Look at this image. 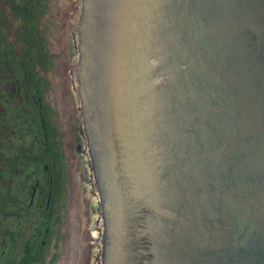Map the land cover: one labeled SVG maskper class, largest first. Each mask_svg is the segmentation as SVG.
<instances>
[{"label":"water","instance_id":"water-1","mask_svg":"<svg viewBox=\"0 0 264 264\" xmlns=\"http://www.w3.org/2000/svg\"><path fill=\"white\" fill-rule=\"evenodd\" d=\"M142 4L143 17L130 27L141 46L126 66L158 59L153 70L143 67L140 82H165L154 88L153 131L167 154L159 167L172 177L174 201L186 194L198 202L190 208L197 217L174 224L192 233V244L204 235L208 242L213 225L221 224L223 239L235 226L238 246L229 259L221 251L220 264H264V0ZM179 251L175 263L183 264Z\"/></svg>","mask_w":264,"mask_h":264},{"label":"flooded vegetation","instance_id":"flooded-vegetation-1","mask_svg":"<svg viewBox=\"0 0 264 264\" xmlns=\"http://www.w3.org/2000/svg\"><path fill=\"white\" fill-rule=\"evenodd\" d=\"M21 3L0 0V264H95L93 232L106 241L107 223L95 217L106 192L92 139L94 89L81 67L68 88L74 67H41L47 3Z\"/></svg>","mask_w":264,"mask_h":264},{"label":"rangeland","instance_id":"rangeland-1","mask_svg":"<svg viewBox=\"0 0 264 264\" xmlns=\"http://www.w3.org/2000/svg\"><path fill=\"white\" fill-rule=\"evenodd\" d=\"M47 1V12L45 16L42 17V26L46 33V45L50 49V53L46 56V63H42L41 67H74L73 69L69 68V72L73 70L74 73L70 77L67 88L72 87L78 83L76 71H79V68L82 66L80 63L79 55L80 50L78 48V37L81 32L80 24L83 16V0H46ZM44 19V20H43ZM52 34V37H49ZM75 50V53L72 57L71 62L68 61V56L71 52ZM82 59V58H81ZM49 63V64H47ZM76 69V70H75ZM57 78H63L66 80L67 74L59 69L56 71ZM74 74L76 77H74ZM64 89V85L60 84ZM67 98H64V100ZM61 106H64L61 102ZM62 109V108H61ZM78 108H75L77 110ZM71 110L74 113V105L71 104ZM64 116L67 112H63ZM82 143H86V139L83 138ZM80 176H83L81 173ZM84 177L81 179L83 181ZM81 181V183H82ZM81 191L80 187L78 189ZM85 192V191H84ZM92 196L93 193L91 194ZM96 196V195H95ZM96 199H98L96 197ZM89 215H91V210H89ZM101 221H103V213L101 209L100 215H98ZM94 216H91L89 223L93 224ZM82 223V220L80 224ZM94 251H95V264H103V262H98L96 256L103 253L101 241L103 242L102 234L98 233L97 229H94Z\"/></svg>","mask_w":264,"mask_h":264},{"label":"bare ground","instance_id":"bare-ground-1","mask_svg":"<svg viewBox=\"0 0 264 264\" xmlns=\"http://www.w3.org/2000/svg\"><path fill=\"white\" fill-rule=\"evenodd\" d=\"M86 3H87L88 10H91L90 14L88 13L87 18L94 20V18H93L94 15L93 14L97 13V12L101 13L99 11V9L103 6L104 0H86ZM91 37L96 40V38H95L96 36H92L91 35ZM111 39H112V37H111ZM88 54H89V56H96V55L99 54V52H97V49L94 48L92 53H91V50H90ZM106 57L108 58V56H106L104 54L103 55V59L105 60ZM108 60H109V58H108ZM111 85H112V80H111ZM110 99H111V102H112V107L115 108L116 107L117 98L114 96V91H112V89L110 90ZM129 167H130V171L128 169ZM131 167H134V170H135L134 173H136V174L139 173V174H141L143 176H145L147 174V169L145 167H143V166H138V165H135V164H129V165L126 164V172H127L126 175L127 176H129L130 173L133 174V170H132ZM105 174H106L107 177H109V175H107V171L105 172ZM128 182L130 184L129 180H128ZM136 184H137L138 192L143 193V184H144L143 180L142 179H136ZM142 228H143V226L139 223V225L137 226V229L140 230ZM128 240L130 242L132 241L131 236H129Z\"/></svg>","mask_w":264,"mask_h":264}]
</instances>
